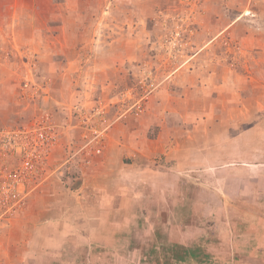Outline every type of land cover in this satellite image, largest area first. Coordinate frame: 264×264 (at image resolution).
I'll return each mask as SVG.
<instances>
[{"label": "rangeland", "instance_id": "rangeland-1", "mask_svg": "<svg viewBox=\"0 0 264 264\" xmlns=\"http://www.w3.org/2000/svg\"><path fill=\"white\" fill-rule=\"evenodd\" d=\"M262 142L264 0H0V264H85L53 206L149 198L117 264H264Z\"/></svg>", "mask_w": 264, "mask_h": 264}, {"label": "crops", "instance_id": "crops-1", "mask_svg": "<svg viewBox=\"0 0 264 264\" xmlns=\"http://www.w3.org/2000/svg\"><path fill=\"white\" fill-rule=\"evenodd\" d=\"M242 103L244 102L242 101ZM235 143L240 145L239 153H241V156L243 157L244 139L237 140ZM262 144H264V142H262ZM259 170L260 176L264 177V164ZM208 172L209 176L213 173L212 171ZM171 176L172 174L166 169L159 172H152L150 174L146 173L145 179L149 180L150 185L145 184L141 186L149 191L155 190L154 188L163 191V185L167 184V181L172 179ZM176 177L179 178V176ZM154 179H157L156 181H160V183L153 182ZM143 181L147 182L145 180ZM152 183L156 185L153 189L150 187ZM189 187L198 189L201 188V185H197L196 187L191 185ZM230 191L231 190L228 189L226 190V193L231 195ZM152 197L156 202V198L153 195ZM150 199L151 198L144 199L143 201L111 199L86 201L78 199L70 206L61 207L60 205L55 204L53 207L64 208L65 210H62V216H55V218L51 217L50 220L45 223L44 227L48 228V240H45L44 243L51 247L50 251H52V249L59 250V246L62 242L61 240L63 236H65L64 238L66 239V242L70 244L69 246L73 248V251L77 255L80 253L85 255V259L83 261L85 264H117V261L121 260V258H123L124 261L128 260L126 258L135 257L137 250L136 248H133L132 251H122V245L125 243L122 240L134 238V235L138 232L136 229L138 227V221L136 218H140V215L145 221V227H149V231L152 229L154 224L153 218L155 215L152 214L153 211H151L152 205H150ZM190 200L191 206L194 209L201 206L200 198H194L193 195ZM208 200L210 199L208 198ZM57 212L61 213V210L58 209ZM56 218L58 221L52 220ZM62 234L64 235L62 236ZM141 238L149 239L150 237L145 236ZM197 238L198 237L196 236L193 240ZM190 240L191 239H187L186 241L184 240L183 243L180 241L182 244L181 246H183V244L185 246V244L190 242ZM126 243H128V241ZM55 245L57 247L52 248L55 247ZM219 245H221V243H219ZM263 247L264 243L263 245H257L258 250L262 251ZM249 251L250 250L247 252L250 253ZM263 253L264 249L262 251V254Z\"/></svg>", "mask_w": 264, "mask_h": 264}, {"label": "trees", "instance_id": "trees-1", "mask_svg": "<svg viewBox=\"0 0 264 264\" xmlns=\"http://www.w3.org/2000/svg\"><path fill=\"white\" fill-rule=\"evenodd\" d=\"M185 254L188 252L186 249H184V251H183ZM176 258H178L179 260H182L183 259V257H184V255H176L175 256Z\"/></svg>", "mask_w": 264, "mask_h": 264}, {"label": "built area", "instance_id": "built-area-1", "mask_svg": "<svg viewBox=\"0 0 264 264\" xmlns=\"http://www.w3.org/2000/svg\"><path fill=\"white\" fill-rule=\"evenodd\" d=\"M38 138H39L40 141L44 139L42 133H39V134H38Z\"/></svg>", "mask_w": 264, "mask_h": 264}]
</instances>
